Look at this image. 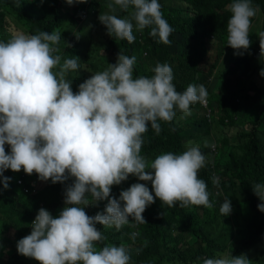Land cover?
<instances>
[{
	"label": "clouds",
	"instance_id": "obj_1",
	"mask_svg": "<svg viewBox=\"0 0 264 264\" xmlns=\"http://www.w3.org/2000/svg\"><path fill=\"white\" fill-rule=\"evenodd\" d=\"M84 2L65 0L68 6ZM16 3L20 6V0ZM161 7L158 0H108V11L98 17L100 29L131 45L136 37L141 44L155 38L157 43L171 44L170 56L187 64L207 53L208 60L214 43L226 32L227 46L234 55H242L251 44V20L260 11L251 0H233L219 10L224 21L217 33L212 31L211 16L205 12L184 22L188 33H183L167 22ZM118 9L127 15L119 17L115 14ZM62 33H17L6 42L0 41V183L8 188L11 178L3 173L9 169L23 175L35 173L40 181L50 180L53 184L72 179L65 188V206L59 214L53 217L47 209L40 208L31 222L30 234L17 241L16 250L38 264H130V250L124 244L97 247L107 239L97 224L116 230L128 225L133 228L131 239L135 240L139 235L137 224H146L142 213L155 199L170 208L177 203L181 208L213 207L207 184L198 173L208 162L209 149L216 152L215 156L221 153L214 141L207 137L199 142L190 140L182 153H162L153 160L141 155L142 137L149 125L159 135L158 121L181 122L200 105L206 108L207 117L211 115L209 92L207 95L199 82L202 66H197L194 79L178 81L175 88L169 64L157 63L150 78H133L136 56L119 52L115 63L92 74L73 92L67 76L79 69V58L61 62V55L55 54L60 51L57 45ZM256 34L259 40L253 43L259 59L253 63L257 65L264 57V32ZM223 59L222 56L217 61L219 73L223 71ZM251 80L253 85L247 94L256 96L264 88L263 64ZM229 81L232 80L223 77L219 82L212 77L218 98L223 96L224 86L233 88L234 82L229 86ZM5 145L10 151H5ZM129 175L138 181H150L151 191L138 182L120 191L118 198L112 197L111 187ZM21 181L22 178L18 183ZM251 187L260 201L257 209L264 212V183ZM104 200L107 204L103 212L94 216L85 212L91 203ZM231 211L226 197L219 205V213L227 216ZM202 264L253 262L245 254L224 253L204 258Z\"/></svg>",
	"mask_w": 264,
	"mask_h": 264
},
{
	"label": "trees",
	"instance_id": "obj_2",
	"mask_svg": "<svg viewBox=\"0 0 264 264\" xmlns=\"http://www.w3.org/2000/svg\"><path fill=\"white\" fill-rule=\"evenodd\" d=\"M158 2L164 18L170 25L173 23L177 31L188 33L183 28L184 22H190L205 12L211 16L212 31L217 33L224 21L219 10L233 0ZM107 3L108 0H85L68 6L65 0H43L42 3L41 0H20V6H17L16 0H0V41L6 42L17 33L32 35L40 31L61 30L63 35L57 45L60 51L55 54L61 55V62L79 58V69L67 76L73 92L92 74L115 63L119 52L129 57H132L130 53L136 56L133 78H150L157 63L169 64L175 88L178 81L194 79L197 66H202L199 82L206 88L207 95L209 92L211 115L207 117L206 108L199 104L191 116L181 122L158 121L161 126L159 135L149 125L142 137L141 155L153 160L162 153L180 154L190 140L199 142L204 137L214 141L221 153L215 156L216 152L209 149L208 162L198 173L207 184L212 208H181L179 203L170 208L155 199L142 213L146 224H137L139 235L135 240L131 239L133 228L128 225L116 230L115 227L105 228L97 224V229L107 237L97 247L107 243L124 244L130 250V264H202L204 258L224 253L233 256L245 254L253 264H264V212L257 209L260 201L251 187L255 183H264V88L256 96L247 94L253 85L251 75L258 66L264 65L263 56L259 64L253 63L259 59L255 54L254 43L259 40L256 32H264V0H251L252 6L260 11L251 20V44L242 55H234V50L227 46L226 32L214 43L208 60L207 53L204 58L193 59L187 64L175 61L169 53L173 49L171 44L157 43L156 38L141 44L136 37L131 45L126 40L105 35L98 17L108 11ZM115 14L119 17L127 15L119 9ZM66 22L72 27L65 28ZM143 50H146L145 55ZM222 56L223 71L219 73L217 61ZM212 77L219 82L223 77L231 79L233 88L224 86L223 96L218 98L213 90ZM256 84L259 86L260 81ZM5 151H10L7 145ZM3 176L11 179L7 189L0 183V264H38L36 260L17 253V241L30 234L31 222L40 208L47 209L53 217L59 214L65 206V188L72 179L53 184L50 180L40 181L35 173L23 175L10 169L5 170ZM138 182L146 184L151 191L150 181H138L129 175L127 180L111 187V196L118 198L120 191ZM226 197L231 202L232 211L221 216L219 205ZM106 204L107 200L96 201L84 210L89 216H94L103 212ZM130 222L133 221L130 219Z\"/></svg>",
	"mask_w": 264,
	"mask_h": 264
},
{
	"label": "rangeland",
	"instance_id": "obj_3",
	"mask_svg": "<svg viewBox=\"0 0 264 264\" xmlns=\"http://www.w3.org/2000/svg\"><path fill=\"white\" fill-rule=\"evenodd\" d=\"M64 27L65 28H70V27H72V25H71V23H68V22H66V23H64ZM101 28L102 29H104V30H106V28L103 26V25H101ZM81 31H83V30H81ZM69 32H71V30H69ZM85 47V45L83 46V48ZM233 84V82L232 81H229L228 82V85L229 86H231ZM263 84H264V82H263ZM126 185H127V183H125ZM234 195L236 196V197H238V195H237V193H234Z\"/></svg>",
	"mask_w": 264,
	"mask_h": 264
}]
</instances>
